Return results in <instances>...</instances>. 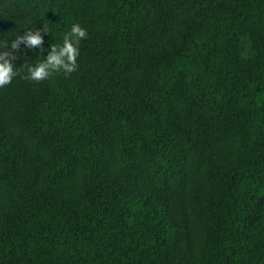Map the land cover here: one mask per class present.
I'll return each instance as SVG.
<instances>
[{
	"label": "trees",
	"instance_id": "trees-1",
	"mask_svg": "<svg viewBox=\"0 0 264 264\" xmlns=\"http://www.w3.org/2000/svg\"><path fill=\"white\" fill-rule=\"evenodd\" d=\"M75 23L77 70L22 78ZM36 29L0 88V264H264V0H0V42Z\"/></svg>",
	"mask_w": 264,
	"mask_h": 264
},
{
	"label": "clouds",
	"instance_id": "clouds-1",
	"mask_svg": "<svg viewBox=\"0 0 264 264\" xmlns=\"http://www.w3.org/2000/svg\"><path fill=\"white\" fill-rule=\"evenodd\" d=\"M42 31L47 34L49 30L47 26H43ZM87 36L88 33L83 27L78 23L73 24L70 31L64 34L62 45L51 46L46 59L35 66L26 65L27 75L22 78L40 82L54 73L63 72L65 75H70L75 72L78 68L79 45L81 40L86 39ZM22 44L25 48L42 49L44 36L41 30H27L23 35H18L10 44L7 41L0 42V49H4L0 51V88L9 85L13 78L19 75L12 60L15 59L14 53L21 50Z\"/></svg>",
	"mask_w": 264,
	"mask_h": 264
}]
</instances>
